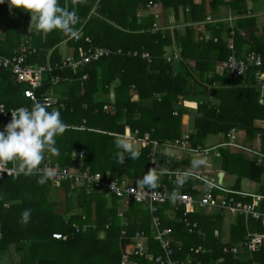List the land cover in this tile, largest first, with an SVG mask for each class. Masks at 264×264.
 I'll return each instance as SVG.
<instances>
[{
  "label": "trees",
  "instance_id": "16d2710c",
  "mask_svg": "<svg viewBox=\"0 0 264 264\" xmlns=\"http://www.w3.org/2000/svg\"><path fill=\"white\" fill-rule=\"evenodd\" d=\"M157 1L162 3L161 9L163 7L164 10L170 6L176 8L181 6L184 10L188 8L189 13L187 15L191 21H197L203 15V10H200L192 0H123L121 3L126 8L122 13L120 10L108 7L111 3L115 4L116 0H68V8L65 7L67 0H58L59 6L65 10L72 11L73 5H77L76 12L79 21L70 33L78 28H81L82 32L80 38L74 40L76 50L72 49L73 58L81 59L83 53L93 47L104 51L102 57L79 68L76 73L68 66H64L63 69L60 68L61 62L56 57L58 53L55 51L52 66L47 70L44 84H52L51 78L55 76L60 77L61 83H64L65 78L70 79L66 81L67 88L65 91L62 90L61 93L63 94L58 99V104L61 106L57 107L61 112L63 122L67 126L62 135L55 137L56 143L53 145L59 150L56 160L60 164H56L60 167L69 168L66 165L70 164L72 167H79L80 160L71 161L70 154L75 151L78 156L80 150H83L85 155L82 163L90 166L93 172L99 171L106 176L124 175L132 180H139L150 169V145L143 143V146L140 147L141 156L139 159L126 158L125 163L120 165L115 155L118 151L114 143L115 134H125L127 131L125 125H128L127 127L132 131L138 130L137 137L139 138H142L146 133L149 134L148 138L157 141L165 138L173 141L177 138V136L171 135L172 137H169L168 134H165V130L159 123L154 124V122L149 123L148 120H134L133 118V113L141 109L138 101L148 97L153 92L165 93L168 96L169 103L164 106V109L168 115H171L170 102H174L178 94L184 93L188 85L186 77L190 72L183 63H179L181 71H178L173 77L169 74L172 70L170 63L164 61L168 45L171 44L169 30L165 32L160 29L153 31L155 13L152 10L146 16L141 15L145 10L153 8V4ZM245 1L235 0L237 5H243ZM5 2L7 1L5 0ZM1 7L5 6L2 5ZM242 10L245 11L241 8ZM2 14L0 12V15ZM5 17L7 29L12 32L13 29L19 28L20 24L16 21H28L29 12L14 7ZM86 19L85 24H82ZM15 24L16 28H14ZM27 26L26 22L24 27ZM126 28L130 29L131 32L123 31ZM134 29L135 31L137 29V32H134ZM219 29L222 31L221 24H219ZM176 31L177 29L174 30V32ZM9 32L4 38L6 41H9ZM52 32L46 34V38L38 43L44 51L35 55H28L25 58L26 63H31L32 60L44 62L47 55L45 50L58 42L60 43L70 35L65 33L55 39L52 38ZM216 32L214 31V33ZM192 34V29L187 27L183 36H177L180 38L179 42L177 41L179 45L182 47L193 46ZM40 35L37 34L38 37ZM86 37H89L88 41L85 40ZM3 40H0L2 44H4ZM68 43L70 44L69 41ZM260 46L264 51V43L260 42ZM120 48L123 54L116 53ZM255 49L261 50L255 45L249 50L251 52ZM105 52H110L109 56L107 54L105 57ZM2 56L6 55L2 54ZM172 57L178 58L176 54H172ZM11 75L9 70L0 67V103H4L8 108L33 107L35 104L23 95L25 83L16 82L14 76ZM84 75L85 77H83ZM98 79L102 82L100 89L104 92H107L110 84L114 83L115 101L113 104L94 100L93 94L99 90ZM217 79L221 83L230 85H237L239 80V78H231L227 73ZM40 91L41 88L35 90L36 97H39ZM230 91L231 95L235 93L234 90ZM133 95H137L138 99L133 100ZM254 97V94L247 88V100H253ZM247 100L243 99L245 102ZM244 104L240 102L238 107ZM109 106L112 107V112L109 110ZM253 106L259 108L258 104ZM223 113L225 112L223 111ZM77 115H81L79 121L76 119ZM226 117L229 115L221 113L218 119L219 124L217 125L223 130L231 127V124L225 122L224 118ZM83 120L84 123H82ZM82 124L85 126L84 130L71 127ZM247 124L249 127H253L252 122ZM207 131L208 127L203 125L199 134L204 136ZM143 138L142 141L144 142ZM196 139L194 136V140ZM45 160L46 155L41 163ZM164 161L166 162V160ZM175 166H166L165 168L166 170H174ZM254 169L260 171L263 170V167L255 166ZM165 178H167L166 175L162 176V179ZM41 179L42 177L38 175L37 177L23 178V181L20 179L13 180L8 176L0 177V256L2 255L1 257L5 260L2 264H119L123 252L134 250V243L131 241L134 232L137 230L150 232L149 214L141 207L142 205L135 203L128 211L129 215L126 214V218L135 215V218H132L133 225L128 227L125 237L121 236V228L116 224L120 222V218L117 216L120 203L118 206L116 198H109L99 193H88L86 192V185H81L69 192L70 179L63 181L65 183L61 182L64 185L61 190L64 191L65 198L62 209L72 211L70 201L71 198H74L76 207L80 208L82 213L72 212L67 219L63 214L56 211V207L61 209L60 205H56L55 199L49 197L52 187L49 184L50 181L45 179L44 183H40ZM31 180L33 181L31 182ZM174 181L177 182V180ZM82 183L87 184V181L82 180ZM70 193L73 195L70 196ZM7 202H9V206L4 207V203ZM92 203H95L96 206L94 211L96 217L94 218L93 213L89 212ZM108 205L109 207L106 208ZM25 209L31 210V217L27 223H22L21 214ZM156 214L161 218L162 227L173 229L174 239L171 241V246L174 254H172V258L177 260L178 264H213L218 256L217 252L212 253L214 258L207 256L204 258L202 254L200 258H193L192 241L196 238L193 239L192 236L194 235L188 232L189 227L181 226L166 218L161 209ZM252 221L255 222L251 227L253 233L264 232V227L259 220L254 221L253 219ZM72 223H88L89 231L87 233L76 232L71 226ZM107 223L112 225L106 228ZM99 230L106 231L105 239L96 238V232ZM54 231L64 233L67 236L66 240L53 239L51 234ZM252 232L244 233L240 248L229 246L228 251L223 250L224 252L220 255L224 257L225 261L223 260L221 264H264V243L254 250L250 249L246 243L248 241L247 236ZM180 241L182 242L181 245H179ZM233 249L236 250V253L233 252ZM151 251L155 254L162 253L157 245L153 247V250L151 247ZM239 252L241 253L239 254ZM187 256L191 260L190 263H186Z\"/></svg>",
  "mask_w": 264,
  "mask_h": 264
},
{
  "label": "crops",
  "instance_id": "0c3cea01",
  "mask_svg": "<svg viewBox=\"0 0 264 264\" xmlns=\"http://www.w3.org/2000/svg\"><path fill=\"white\" fill-rule=\"evenodd\" d=\"M122 1L123 0H116L115 4L111 3L108 7L120 10L122 13L126 8L124 4L121 3ZM192 1L200 10H203L202 17L197 21H191L189 19V16L187 15V13H189L188 8L184 10L181 6L178 8L170 6L164 10L163 7L161 9L162 3L160 1H157L155 3L156 6H152L153 8L141 13L142 16H146L151 10L155 13V25L153 31L160 29L165 32L166 30H169L168 33L170 34L171 44L168 45L166 55L164 56V61L170 63L172 68L169 74L174 77L178 71H181L180 62L183 63L190 74L186 77L188 84L186 91L182 94H178L177 99L174 102H170L171 115H168L164 109V106L169 103L168 96L165 93L148 92L150 93L148 97L138 101L141 109L140 111L133 113V118L134 120H148L149 123L154 122V124L159 123L162 126V129L165 130V134H168L169 137H172L171 135H173L177 136L176 139H178L183 135H188L189 140L183 147L167 146V142L172 141V139H158L159 146L156 150L157 171L160 173H165L167 171L177 172L171 174V177L167 176L165 179H162V176L164 175H161L159 184L164 183L169 188L178 187L181 191L188 192L194 196V198L199 199L204 193L205 182L192 172L201 170L205 177L213 178L215 184L218 186L213 193L214 200L210 206L201 208H197L199 206H196L195 204L193 210L188 213L187 217L191 220L190 222L196 226L193 230L188 229V232H190L191 235H194L192 236L193 239L196 238V240L192 241V248L194 250L193 258H200L201 254L204 258L206 256L214 258L212 253L217 252L218 256L213 261V264H221L224 257L220 254L224 252V248H228L229 246H237L240 248L242 240L244 239V233L247 234L248 232H252L251 227L253 223H255L251 218L246 219L241 214L231 213L221 208L219 206L221 201L227 199L229 195L234 194L237 200L250 203L255 209L264 212V107H262L264 104V91L262 90V84H260L258 80L259 74L264 78V51L260 46V42L264 43V0H246L243 5L241 4L242 7L241 5H237L235 0ZM2 5L5 7H1ZM65 7H69L68 0L67 3H65ZM13 8L14 7L11 9ZM241 8L245 9V11H241ZM0 9V12L3 13L0 15V40H3L7 37V32H9L5 16H7L11 9L7 2L0 4ZM76 9L77 5L74 4L72 10L76 11ZM3 17L5 18L3 19ZM30 21V12L28 21H16L20 24L19 28L13 29L12 32H9V41L4 39V44L0 41V54L2 53L7 57L24 55L26 58L28 55H35L44 51L38 43L41 42L42 39H45L46 35L41 34L40 37H38L37 34L32 33L29 29ZM86 21L87 19L83 21L82 24H85ZM26 22L28 26L24 27ZM219 24L222 25V31L219 29ZM187 27H190L193 31L192 39L194 45H191L190 47H182L178 43L180 38H177V36H183ZM14 28H16V24L14 25ZM118 28L120 29V26H118ZM175 29H177L176 32H174ZM123 31L131 32L128 28ZM214 31L217 32L214 33ZM76 32L81 33V28L76 29L72 33H68L70 35L60 41V43L58 42L56 45H53V47L47 48L45 50L47 55L44 62L40 63L37 60H32L31 63H26L24 58V64L34 66L41 65L46 68L43 74V81H41L42 85L38 87L41 88V91L37 98L39 99L38 101L41 102L44 98H47L51 103L47 108L50 111L56 110L59 105L61 106V104H58V99L63 94L61 93L62 90L65 91L67 88L65 85L66 81L70 79L65 78L63 81L64 83H61L60 77L55 76L51 78L52 84H44L47 77V70L52 66V59L55 51L58 53L56 57L60 59L61 66H63L66 58L73 57L71 52L72 49L76 50V44L70 37ZM134 32H137V29L136 31L134 29ZM64 34L65 33L62 31L54 30V32H52V38L56 39L59 35ZM254 45L261 50L257 51L255 49L250 52L249 49ZM23 47H27L25 52L22 51L24 49ZM121 50V48L118 49L116 53L123 54ZM87 51L88 50H86V52ZM172 54H176L178 58H173ZM230 55L238 60H246L248 56L254 55L260 58L261 64L255 65L251 63L245 74L240 77H232L227 70L220 67L221 62L226 60ZM168 57H171V59L168 60ZM54 60H56V58H54ZM84 66L85 63H81L75 67L69 68L76 73L79 68ZM226 73L233 79L239 78L238 83H236L237 85H230L218 81L217 78H220ZM83 77H85V75ZM210 79L213 81L212 83L210 82ZM97 84L99 90L93 94L94 100L113 104L115 101L114 83L110 84L107 92L100 89L102 82L99 79ZM247 88L254 94L255 97L253 100H247ZM230 90H234L235 93L231 95ZM132 99L137 100L138 96L133 95ZM243 99H246L247 102L243 101ZM240 102L246 104L238 107ZM0 104L4 105L5 108H8L4 103ZM255 104H258L259 108L253 106ZM109 108L112 112V107L109 106ZM8 109L16 108L10 107ZM223 111L225 113H223ZM221 113L223 115H229V117L224 118L226 123L228 122L231 124V127H228L227 130H223L217 125L219 124L218 119ZM80 118L81 115H77L76 119L78 121ZM248 122H252L253 127H249L247 124ZM82 123H84V120ZM203 125L208 127V131L204 136H201L199 131ZM127 126L128 125H125L127 130L125 133L135 139L139 148L143 146L142 138L145 136L149 137V134L146 133L142 138H139L136 134L138 133V130L135 129L132 131ZM3 127L4 125L0 124V130L3 129ZM71 127L79 130L85 129L84 124L73 125ZM194 136L197 138L196 140H194ZM53 147L56 148L55 146ZM58 154V149L56 152L48 151L45 153L51 163L55 162L60 164L56 160ZM84 155L85 153L83 151V157ZM83 157L78 158L76 152L72 151L70 154V160L79 159L80 166L83 167L81 168L79 166L76 169V166L72 167V164L66 165V167L69 166L71 169L88 170L93 172L90 166L82 163L84 162L82 161ZM194 159L203 160V163L194 167ZM164 160H166V162ZM18 163L19 162H8L10 166L16 167H18ZM41 164L38 167H40ZM173 165H176L174 170H166V166L169 167ZM255 166L263 167V170L258 171L257 169H254ZM186 170L187 173L185 172ZM101 174L103 175V173ZM37 175L45 178L41 176L40 173L34 172L30 175L20 173L17 177L11 178L13 180L20 179L23 181V178L37 177ZM103 176L110 179H116L117 181H125L124 178L118 176V174L113 176ZM173 176L174 178H172ZM181 178H184L182 184H177V182L174 181ZM32 181L33 180H31V182ZM63 183L60 182L57 185L51 181L49 183L52 186L49 197L55 199L57 203L56 205H60L61 209L65 203L64 191L61 190L64 188V185H62ZM81 185H86V192L88 193H99L109 198L114 197L112 194L102 192L99 188L88 186L86 183L73 184L70 182L69 192H72V190L77 189ZM69 195L72 196L73 194L70 193ZM109 198L107 199L111 200ZM116 200L118 201V206L120 203L117 210V216L120 218V222L116 224L121 228L120 235L125 237L128 227L133 225L132 218H135L134 214L131 217L128 216L126 218V214L135 203L131 201L129 204H125L124 199L116 198ZM7 203L9 204V202ZM70 206L73 209L72 211H67L65 208H63L62 211H56L63 214L67 219L72 212L82 213V210L76 207V200H74V198H71ZM108 207L109 205L106 206V208ZM165 207L167 210L165 212L162 211V213L166 218L170 219L168 216V214H171L169 205ZM95 209V203H92L89 212H92L93 216ZM147 213L149 214L148 211ZM181 213L182 211L180 210L177 211V213L174 212V215L170 220L181 226L185 225V222L181 220L183 216ZM111 225L112 224L107 223L105 227L108 228ZM71 226L76 232L87 233L89 231L88 223H72ZM136 232H144L145 236L148 237V244L150 245L149 248L151 253H153L151 247L152 250L156 245L160 248L157 243L158 241L154 238L155 235L151 227L149 233L143 230H137L134 232L131 237V241L134 243V249L136 242L133 237ZM53 233H61L63 238H54ZM51 235L55 240H66L67 238L64 233L59 231H54ZM96 238L105 239L106 231H97ZM172 239H174L173 234L171 240ZM181 244L182 242L180 241L179 245ZM240 253L241 252H239V254ZM123 254H128L131 259H137L134 255V250L132 252H123L120 256V260ZM1 256L0 264L5 262ZM241 257H244V255H241ZM138 260L140 263L152 264L144 259Z\"/></svg>",
  "mask_w": 264,
  "mask_h": 264
},
{
  "label": "built area",
  "instance_id": "2783aa9c",
  "mask_svg": "<svg viewBox=\"0 0 264 264\" xmlns=\"http://www.w3.org/2000/svg\"><path fill=\"white\" fill-rule=\"evenodd\" d=\"M153 6H156V4L154 3ZM23 48L24 49L22 51L25 52L27 47ZM103 53L104 51L102 49L96 48L93 51L88 49V51L83 54L82 62H91L92 60L101 57ZM109 53L110 52H105L106 55ZM24 58V55L7 57L0 54V67L9 70L17 82L25 83L28 86L24 90V96L26 98L36 100V97L33 93V88L41 84L46 68L41 65L34 66L30 64H24ZM167 59L170 60L171 57H168ZM251 63L260 65L261 60L259 57L254 55L248 56L246 60H238L234 56L230 55L226 60L221 62L220 67L227 70L232 77H238L247 72ZM64 64L75 67L78 63L73 62L72 58L69 57ZM258 80L260 84H262V90L264 91V78L261 74L258 75ZM0 110L4 111L0 112V115L10 122L11 111L14 109H6L4 105L0 104ZM187 137L188 135H183L181 138L175 139L171 145L183 147L187 144L185 140ZM80 156H82V152L80 153ZM0 169H3L0 170V177L8 176L15 178L21 173L18 171V167L10 166L8 163H0ZM33 172L42 174L45 178L56 185L68 179L75 183L81 182L82 180H86L90 183H96L102 190L113 192L118 197L124 199L125 204H129L131 201H137L141 203L147 202L152 206L153 203L164 202L167 198H169L171 203L175 206V211H178V209L183 206L186 207L181 213L183 214L181 220L185 222L184 224L189 227V230H193L196 226L195 224H192L187 217L188 213L193 210L195 204L199 207L210 206L214 200L213 195L210 192L205 193L200 199H196L188 194H179L176 192L169 194L170 196L168 197L166 192L158 190L128 187L124 184L119 185L117 184L116 179H103L98 173L71 170L68 168H62L56 164H52L49 161L47 155L46 160ZM195 175L200 177V179L205 182V187L208 188L207 191H209V189L214 186L215 182L213 178L208 180L207 177L204 176L203 171L198 170L195 172ZM219 206L228 212L241 214L246 219L252 218L254 220H259L261 225L264 226V212L255 209L250 203H245L242 200L230 198L223 199ZM151 210L156 211V208L152 207ZM160 225L161 223L159 219L153 216L151 227L155 235L154 238L158 241L156 242L160 247L162 252L161 254L156 255L151 253L149 248L150 245L148 244V237L145 236L144 232H136L133 238L136 242L134 255L137 259H131L128 254H123L120 264H144L140 263L138 259H144L148 262H151L152 264H178V261L172 258V254H174L171 246V241L173 240H171L172 228L161 227ZM53 237L59 239L63 238V235L61 233H53ZM247 239L248 241L246 243L249 245L250 249L254 250L264 243V232L249 233ZM224 250L228 251L227 248ZM233 252H236V250L233 249ZM190 262V258L187 257L186 263Z\"/></svg>",
  "mask_w": 264,
  "mask_h": 264
},
{
  "label": "clouds",
  "instance_id": "9594fccd",
  "mask_svg": "<svg viewBox=\"0 0 264 264\" xmlns=\"http://www.w3.org/2000/svg\"><path fill=\"white\" fill-rule=\"evenodd\" d=\"M4 3L5 0H0V4ZM7 3L10 9L15 7L30 12L29 29L35 34L46 35L54 30L70 33L79 21L77 12L60 7L58 0H7ZM66 128L59 109L48 111L46 105L39 102L31 108L21 106L12 110L10 122L0 130V163L19 162V172L32 174L41 164L46 151H57L53 147L55 137L62 135ZM114 143L118 149L115 155L120 165L125 163L126 158H140V148L127 133L117 134ZM202 163L203 160H193L194 167ZM161 175L150 168L136 181L137 187L155 190L160 186ZM45 179L42 178L40 183H44ZM183 182L184 178L177 180V184ZM30 217L31 210L25 209L21 214V222L27 223Z\"/></svg>",
  "mask_w": 264,
  "mask_h": 264
},
{
  "label": "bare ground",
  "instance_id": "6f19581e",
  "mask_svg": "<svg viewBox=\"0 0 264 264\" xmlns=\"http://www.w3.org/2000/svg\"><path fill=\"white\" fill-rule=\"evenodd\" d=\"M71 39H73V40H78L79 38H80V32H76V33H74L71 37H70ZM85 40L86 41H88L89 40V37H86L85 38ZM92 51L94 50V49H96V47H93V48H90ZM107 55L105 54V57H106ZM102 57V56H101ZM69 58V57H68ZM70 58H72V60H73V62H75V63H78L77 65H79V64H81V63H85V65L86 64H88L89 62H82V58L81 59H78V60H76L75 58H73V57H70ZM95 60H97V59H95ZM95 60H92L91 62H93V61H95ZM67 61V58L65 59V62ZM64 62V63H65ZM57 66V65H56ZM64 66H67L66 64H63V66H60V68L61 69H63V67ZM68 67H72V66H68ZM26 85V84H25ZM42 84H39L38 86H36L35 88H33V93H34V95H35V90L38 88V87H40ZM28 86L26 85V87L25 88H27ZM25 90V89H24ZM24 90H23V95H24ZM35 97H36V95H35ZM29 99V98H28ZM31 102H33L34 104H36L37 102H39V103H41V104H44V105H46V107H48L49 105H51V103L49 102V100L47 99V98H44L43 99V101L41 102V101H38L39 99L36 97V100H31V99H29ZM29 108V107H28ZM0 120L3 122V123H9V121L7 120V119H5V118H3L1 115H0ZM0 121V124H3L2 122ZM6 124H3L4 126L6 125ZM136 134H138V133H136ZM144 139V145H150V147H151V151H150V154H149V158H150V168L152 169V170H154V171H156L157 173H160V172H158L157 171V169H156V164H157V159H156V150H157V148H158V146H159V142L157 141V140H151L150 138H148V136L146 137H144L143 138ZM186 140V142H188V137L185 139ZM174 141V140H173ZM173 141H170V142H167L168 144H166L167 146H172L171 145V143L173 142ZM82 152V156H80V153ZM78 157L79 158H82L83 157V151L82 150H80V152L78 153ZM49 159V158H48ZM50 161V160H49ZM52 164H56L55 162L54 163H52ZM57 165V164H56ZM68 169H71V168H68ZM76 169H77V167H76ZM76 169H71V170H76ZM79 171H85V170H79ZM88 173H98L99 175H100V177L101 178H103V179H110V178H107V177H104L100 172H90V171H88V170H86ZM186 173H187V170L185 171ZM173 173H177V172H174V171H167V172H165V173H162V175H166V176H170L171 174H173ZM192 173H195V172H192ZM172 176V175H171ZM170 176V177H171ZM122 177L124 178V180L125 181H123V180H121V181H117V184H119V185H121V184H124L125 186H128V187H134V188H138L137 187V184H136V181L137 180H131L129 177H126V176H124V175H122ZM208 180H210L211 178H207ZM71 183H73V184H79V183H82V181L81 182H78V183H75V182H71ZM87 185L88 186H93V187H96V188H99L100 190H102L96 183H90V182H87ZM218 186H217V184H214V186H212L210 189H209V191H207V187H205V190H204V193H203V195L205 194V193H207V192H210V193H212V195H213V193H214V190L217 188ZM155 190H158V191H162V192H166V194L168 195V197L170 196L169 194H171V193H179V194H188V195H190V196H192L191 194H189V193H187V192H183V191H181L178 187H173V188H169L166 184H164V183H161L160 184V186L158 187V188H156ZM102 192H106V193H109V194H112L114 197H116V198H119V199H122L121 197H118L115 193H113V192H108V191H106V190H102ZM202 195V196H203ZM202 196L200 197V198H202ZM192 197H194V196H192ZM199 198V199H200ZM230 198H233V199H236L235 197H234V195L232 194V195H229L228 197H227V199H230ZM134 203H139L140 205H142L143 206V208L144 209H146L148 212H149V214H150V226H151V224H152V218H153V216H155V217H157L158 219H159V221L161 220V218L156 214L157 213V211L159 210V209H162V211L163 212H165L166 210H167V208L165 207V206H168L169 205V208H170V212H171V214L169 215L168 214V216H169V218L170 219H172V217H173V215H174V212H176L177 213V211H175V206L171 203V201H170V199L169 198H167L164 202H157V203H153V205L151 206V205H149L147 202H145V203H141V202H137V201H133ZM4 206H6V207H8L9 206V204L8 203H4ZM152 207H155L156 208V211H152L151 210V208ZM185 208L186 207H181V208H179L178 209V211L180 210V211H184L185 210ZM197 208H201V207H197ZM152 211V212H151ZM191 221V220H190Z\"/></svg>",
  "mask_w": 264,
  "mask_h": 264
},
{
  "label": "rangeland",
  "instance_id": "374dc122",
  "mask_svg": "<svg viewBox=\"0 0 264 264\" xmlns=\"http://www.w3.org/2000/svg\"><path fill=\"white\" fill-rule=\"evenodd\" d=\"M58 88H60V87H58ZM59 203H60V201H59ZM141 207H143V206H141ZM55 209H56V210H59V211H60V210L62 211V209H59L58 207H56ZM94 217H96V216H93V218H94Z\"/></svg>",
  "mask_w": 264,
  "mask_h": 264
}]
</instances>
